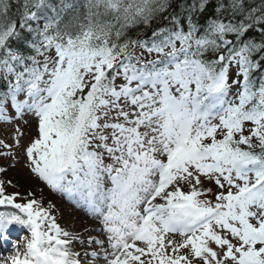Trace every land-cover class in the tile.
Wrapping results in <instances>:
<instances>
[{
	"label": "snow or ice",
	"instance_id": "6c2138e0",
	"mask_svg": "<svg viewBox=\"0 0 264 264\" xmlns=\"http://www.w3.org/2000/svg\"><path fill=\"white\" fill-rule=\"evenodd\" d=\"M209 2L0 0V121L35 119L27 167L105 236L0 179V240L29 234L0 264H264V0Z\"/></svg>",
	"mask_w": 264,
	"mask_h": 264
},
{
	"label": "rangeland",
	"instance_id": "374dc122",
	"mask_svg": "<svg viewBox=\"0 0 264 264\" xmlns=\"http://www.w3.org/2000/svg\"><path fill=\"white\" fill-rule=\"evenodd\" d=\"M145 55L148 59L156 58L154 54L152 56H147L145 53ZM9 114H14V110L9 109ZM25 120L27 123H25ZM17 128H19L23 133V136L21 137V146L19 148H14L13 157H0V166L7 169L5 173L0 174V179L4 181H11L10 185H6L8 193H21L22 198L18 199L17 202H24L25 199L30 198L39 200L44 207L50 209L51 214L57 218V223H59L63 229L67 230L63 226V221L66 222L65 215H68L69 212L71 214H75L76 216L77 214L72 209H69L67 205H63L61 202H59L61 200L57 195L53 194L51 189H47L46 187L45 189L43 188L44 185L27 167L26 158L23 155L24 146L27 145L31 138L35 135V119L31 115H27L23 119H15L11 122L0 121V140H4L8 144H14V137L16 136ZM0 150L7 151L3 149ZM210 184V182L205 181V186L209 187ZM29 192L33 193L34 197H29L27 195ZM0 211H13V209H11V207L5 208L4 206H0ZM95 219L100 223L99 217L95 216ZM67 220H69V222H67V228L69 229V232L77 235L80 238L79 234H81V232H83L86 228H83L82 226L77 227L79 223L78 221L73 219ZM91 237L105 239L97 233H94ZM87 240L88 238L86 241ZM79 245V241L73 243V247L75 249Z\"/></svg>",
	"mask_w": 264,
	"mask_h": 264
},
{
	"label": "trees",
	"instance_id": "16d2710c",
	"mask_svg": "<svg viewBox=\"0 0 264 264\" xmlns=\"http://www.w3.org/2000/svg\"><path fill=\"white\" fill-rule=\"evenodd\" d=\"M174 4H179L181 0H173ZM260 0H256V3H259ZM13 3H15V0H13ZM217 0H210L207 10L199 16L200 23L203 24L206 22V20L214 15V9L216 7ZM178 11L179 9L176 8ZM13 11H15V8H13ZM171 11V10H170ZM168 21L164 19H157L153 21L150 26L145 27L144 25H137L135 27L130 28L127 31V35L131 37L132 39L142 38V39H148L151 37V33L153 30L158 29L159 27L167 26ZM250 35H256L255 33H250Z\"/></svg>",
	"mask_w": 264,
	"mask_h": 264
},
{
	"label": "bare ground",
	"instance_id": "6f19581e",
	"mask_svg": "<svg viewBox=\"0 0 264 264\" xmlns=\"http://www.w3.org/2000/svg\"><path fill=\"white\" fill-rule=\"evenodd\" d=\"M40 182L44 185L43 186V188L45 189V187L47 188V189H49V187L43 182V181H41L40 180ZM32 185H35V184H32ZM63 200V199H62ZM66 204H68V202L67 201H64L63 200V205H66ZM69 209H72V208H75V213L77 214V216L75 215V214H71L69 211V213H68V215H65V218H66V222L65 221H63L64 223H63V226L67 229V231H69V229L67 228V222H69V220H67V219H73V220H75V221H78L79 223H78V226L77 227H79V226H82L83 228H86L85 230H84V233L87 235V236H92V234H94V231H96V227H94V226H92V227H89L90 225H91V223L90 222H85L84 220H83V218H85L87 215L85 214V212L80 208V207H74V206H72V205H70L69 207H68ZM60 214V213H59ZM60 215H62V214H60ZM64 216V215H63ZM61 219H63V218H61ZM87 220H90V219H88L87 218ZM12 228H14V227H11L10 229H12ZM15 228L18 230V231H26L25 229H23V228H21V227H19V226H15ZM85 247H87V246H85ZM78 251H83V249L81 248V246L79 245L77 248H76ZM101 264H103V262L101 263Z\"/></svg>",
	"mask_w": 264,
	"mask_h": 264
}]
</instances>
